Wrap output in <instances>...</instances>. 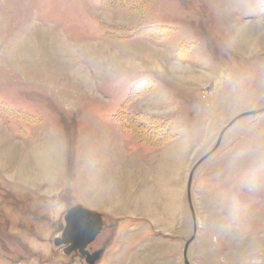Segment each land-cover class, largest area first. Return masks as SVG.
Instances as JSON below:
<instances>
[{"label": "rangeland", "instance_id": "obj_1", "mask_svg": "<svg viewBox=\"0 0 264 264\" xmlns=\"http://www.w3.org/2000/svg\"><path fill=\"white\" fill-rule=\"evenodd\" d=\"M78 204L96 264H264V0H0V264H88Z\"/></svg>", "mask_w": 264, "mask_h": 264}, {"label": "water", "instance_id": "obj_2", "mask_svg": "<svg viewBox=\"0 0 264 264\" xmlns=\"http://www.w3.org/2000/svg\"><path fill=\"white\" fill-rule=\"evenodd\" d=\"M248 113H256V111L246 112L242 115ZM242 115L233 119L232 122ZM227 128L223 130L218 139V143H220L223 133ZM190 187L191 182L189 184V198L191 199ZM64 219L65 224L60 225L62 235L56 238V245H65L64 252L66 254H71L72 252L80 253L86 257V261L89 264H95L101 258L104 249L90 252L87 247L103 229L104 220L102 214L78 204L67 210Z\"/></svg>", "mask_w": 264, "mask_h": 264}, {"label": "flooded vegetation", "instance_id": "obj_3", "mask_svg": "<svg viewBox=\"0 0 264 264\" xmlns=\"http://www.w3.org/2000/svg\"><path fill=\"white\" fill-rule=\"evenodd\" d=\"M61 224H62V223H61ZM91 244H92V243H91ZM91 244L88 246V249H89L90 252H93V251H96V250H98V249H101V247L98 248V249H95V248H93V247L91 246ZM64 248H65V246L63 247V249H64ZM76 255H79L80 257H83V259L86 261L85 257L82 256L81 254L76 253Z\"/></svg>", "mask_w": 264, "mask_h": 264}, {"label": "bare ground", "instance_id": "obj_4", "mask_svg": "<svg viewBox=\"0 0 264 264\" xmlns=\"http://www.w3.org/2000/svg\"><path fill=\"white\" fill-rule=\"evenodd\" d=\"M249 40H250V38H249Z\"/></svg>", "mask_w": 264, "mask_h": 264}, {"label": "crops", "instance_id": "obj_5", "mask_svg": "<svg viewBox=\"0 0 264 264\" xmlns=\"http://www.w3.org/2000/svg\"><path fill=\"white\" fill-rule=\"evenodd\" d=\"M107 178V177H106Z\"/></svg>", "mask_w": 264, "mask_h": 264}]
</instances>
